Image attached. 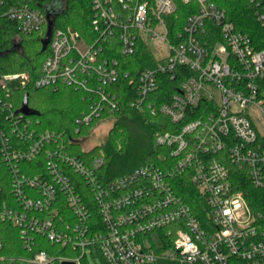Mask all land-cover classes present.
Returning a JSON list of instances; mask_svg holds the SVG:
<instances>
[{
  "label": "built area",
  "instance_id": "obj_1",
  "mask_svg": "<svg viewBox=\"0 0 264 264\" xmlns=\"http://www.w3.org/2000/svg\"><path fill=\"white\" fill-rule=\"evenodd\" d=\"M252 1L264 23V0ZM198 2L199 11L187 18L175 36L179 40L172 41L165 15L176 10V0H153L152 6L149 0H92L97 40L88 43L78 31L54 26L35 82L36 87L57 89L64 83L97 93L100 99L94 100L91 111L77 119L89 124L106 106L113 111L119 105L117 96L103 87L118 80L119 63L114 58L99 61L101 41L117 29L122 53L131 55L141 36L164 61L141 72L132 104L141 111L161 112L173 122L188 119L177 132L157 135V143L170 153L161 164L142 165L103 182V155L88 164L80 154H71L63 134L38 132L31 115L21 111L22 104L13 102L14 92L29 84L30 74L0 69V219L20 228L29 251L39 234L77 251L60 256L59 264H85L88 255H100L107 264H143L159 257L176 264H264L263 214L254 213L243 191L235 189L227 163L246 170L253 186L264 187V127L259 129L249 110L253 107L264 120V50H257L215 3ZM0 17L15 24L16 43L19 34L44 32L49 20L41 8L22 0H0ZM206 19L219 26L223 38L211 48L198 37ZM178 65L188 66L193 74L169 102L155 104L148 95L158 88L159 74L170 72L174 78ZM92 73L101 84L97 88L86 77ZM202 102L208 106L194 116ZM14 136L30 145L16 146ZM42 153L47 156L44 174L22 172L21 161ZM3 165L11 175L12 203L1 198ZM185 173L187 185L193 184L203 197L201 217L174 184ZM75 174L91 187L101 224L94 220ZM60 203L71 214L61 210ZM22 261L53 264L54 256L42 249Z\"/></svg>",
  "mask_w": 264,
  "mask_h": 264
},
{
  "label": "trees",
  "instance_id": "obj_2",
  "mask_svg": "<svg viewBox=\"0 0 264 264\" xmlns=\"http://www.w3.org/2000/svg\"><path fill=\"white\" fill-rule=\"evenodd\" d=\"M34 7L41 8L44 12L51 13L50 19L54 26L62 29H73L80 33L88 43H94L99 37V32L93 25L95 11L92 0H64V8L56 11L49 9V4L53 0H22ZM153 5V0H149ZM215 3L226 13L227 19L232 21L237 30L247 33L251 37L252 45L257 50H264V23L259 19L257 7L252 0H208ZM177 8L165 15L169 28V37L172 41H178L175 36L184 30L187 18L197 13L200 8L198 0H176ZM49 22V20H48ZM15 24L6 17H0V69L2 72H23L30 74L29 84L14 92L13 102L20 106L23 103L25 94H28V104L36 111L30 119L38 132L47 129L63 134L67 141L68 151L71 154L78 153L90 164V159L94 156L103 155L104 163L100 167V174L103 182L114 179L134 170L135 168L147 164H161L162 157L170 159L167 146L157 143V135L165 132H177L182 122H173L171 118L161 112L152 113L146 109L141 111L132 103L139 92V76L141 72L148 68H155L163 58H159L149 48L148 43L140 36L136 42L135 52L131 55L122 53L121 42L118 31L102 42V51L99 61L103 59H117L120 70L118 80L112 84L103 86L109 94H115L119 102L118 108L113 111L106 106L101 117L95 118L89 124H79L77 119L82 118L91 111L94 100L100 97L95 92H89L83 87L60 84L57 89L53 87H36L35 82L41 74V66L48 54V43L44 44L47 36L48 24L44 27V32H33L29 34H19V42L16 43ZM53 26V27H54ZM199 40L205 46L211 48L218 41H222L219 26L213 21L206 19L204 27L198 32ZM18 44V45H17ZM175 77L172 78L170 72L159 74L158 88L148 95V98L155 104L169 102L172 95L178 91L182 82L193 74L186 65H178ZM89 85L100 86L95 73L86 75ZM206 102H202L196 110L194 116H198L202 109L207 107ZM192 114L193 112H189ZM101 119H112L113 124L109 130L107 139L93 146L84 149L80 143V138L88 136ZM77 129L79 131L77 132ZM16 146L28 147L29 140L11 137ZM103 153V154H102ZM45 153L32 160H23L19 167L22 172L29 175L45 173L46 171ZM231 169V177L235 189L243 191L248 204L254 213L261 212L264 221V187H255L251 184L244 170L239 165L227 161ZM2 166V200L10 203L15 202L12 195V182L9 169ZM188 173L179 176L174 182L176 189L183 195L201 217L204 207L203 197L193 184L188 183ZM78 178V187L84 194L86 202L92 208L94 220L101 224L98 207L93 198V191L87 181L75 174ZM27 191L32 194L30 188ZM16 204V203H15ZM60 209L71 214L68 207L60 203ZM63 214V211H62ZM68 214V215H69ZM63 217L65 215H62ZM58 219H61L58 216ZM264 229V223L262 225ZM20 228L12 220L0 219V263L1 264H25L22 258L33 256L35 251L47 250L54 256L53 264H59L60 256H73L77 254L71 246H63L59 243L51 242L44 235L35 236L36 245L31 251L27 249L20 236ZM100 256V255H99ZM102 262L106 260L100 256ZM87 263V259L86 262Z\"/></svg>",
  "mask_w": 264,
  "mask_h": 264
},
{
  "label": "rangeland",
  "instance_id": "obj_3",
  "mask_svg": "<svg viewBox=\"0 0 264 264\" xmlns=\"http://www.w3.org/2000/svg\"><path fill=\"white\" fill-rule=\"evenodd\" d=\"M64 0H53L49 4V9L54 8L56 11H61L64 8ZM156 48L153 47V50ZM215 95L218 96V91H215ZM249 110L251 114L254 116V119L257 122V125L260 130H263L264 124L262 118L260 117L258 111H256L253 107H250ZM113 120L112 119H101L98 124L93 128L91 133L88 136H84L79 139L82 147L84 149H90L95 145H98L104 142L107 137L110 128L112 127ZM88 264H104L99 255L93 257L92 255H88L87 258ZM143 264H176V261L170 260L165 257H159L157 261L146 262Z\"/></svg>",
  "mask_w": 264,
  "mask_h": 264
},
{
  "label": "water",
  "instance_id": "obj_4",
  "mask_svg": "<svg viewBox=\"0 0 264 264\" xmlns=\"http://www.w3.org/2000/svg\"><path fill=\"white\" fill-rule=\"evenodd\" d=\"M51 13L52 12H49L48 13V19H49V22H48V32H47V36L46 38L44 39V44L47 45V43L49 42L50 40V36H51V33H52V29H53V26H54V23H53V20L50 19L51 17ZM21 111H23L24 113L26 114H29V115H33V114H36V111L34 109H32L29 104H28V94L26 93L25 96H24V99H23V103L21 105ZM63 264H75L74 262H64Z\"/></svg>",
  "mask_w": 264,
  "mask_h": 264
}]
</instances>
